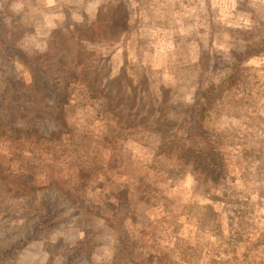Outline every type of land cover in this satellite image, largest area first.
<instances>
[{"label":"rangeland","instance_id":"obj_1","mask_svg":"<svg viewBox=\"0 0 264 264\" xmlns=\"http://www.w3.org/2000/svg\"><path fill=\"white\" fill-rule=\"evenodd\" d=\"M209 1L0 0V264H264V0Z\"/></svg>","mask_w":264,"mask_h":264},{"label":"trees","instance_id":"obj_2","mask_svg":"<svg viewBox=\"0 0 264 264\" xmlns=\"http://www.w3.org/2000/svg\"><path fill=\"white\" fill-rule=\"evenodd\" d=\"M205 3L208 5V2L210 3L209 0H204ZM1 21V18H0ZM236 28H232V30L228 29L225 30L224 27L218 26L215 22H213V20H209L208 21V26L206 27V33L205 36L203 37L205 39V44L210 46L211 45V41L212 39L215 37L214 33L218 32V37L219 39H223L222 37H226V40L229 41V39L231 37H239V38H244L245 36H243L241 33H233V31H235ZM237 35V36H236ZM201 37V36H200ZM195 38H198L195 36ZM219 39L217 40V42L219 41ZM13 38H12V31L10 28H8L7 26H5L4 24L0 26V47L3 49L4 51V55H9L11 54L12 56H16L18 54V51H21L19 48H16L15 45L13 44ZM223 41V40H222ZM23 60L25 61H29L30 63V59L28 57H26L25 55L22 56ZM34 74H32L33 77ZM42 85V84H40ZM41 87V86H40ZM42 88V87H41ZM30 123H33V121H31ZM13 137V135H12Z\"/></svg>","mask_w":264,"mask_h":264}]
</instances>
